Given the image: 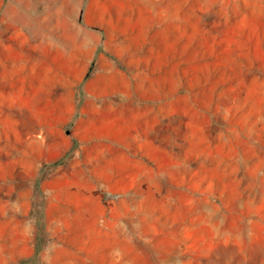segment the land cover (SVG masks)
<instances>
[{"label": "rangeland", "instance_id": "1", "mask_svg": "<svg viewBox=\"0 0 264 264\" xmlns=\"http://www.w3.org/2000/svg\"><path fill=\"white\" fill-rule=\"evenodd\" d=\"M0 264H264V0H0Z\"/></svg>", "mask_w": 264, "mask_h": 264}, {"label": "trees", "instance_id": "2", "mask_svg": "<svg viewBox=\"0 0 264 264\" xmlns=\"http://www.w3.org/2000/svg\"><path fill=\"white\" fill-rule=\"evenodd\" d=\"M90 71H91V68H89V70L87 71L86 76H89ZM35 251H36V254H38L39 251H40V243H39V242L36 244V249H35Z\"/></svg>", "mask_w": 264, "mask_h": 264}]
</instances>
